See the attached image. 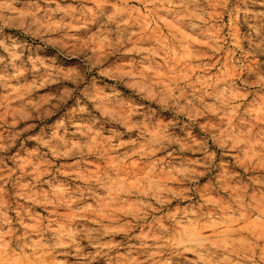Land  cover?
<instances>
[{"label":"rangeland","instance_id":"obj_1","mask_svg":"<svg viewBox=\"0 0 264 264\" xmlns=\"http://www.w3.org/2000/svg\"><path fill=\"white\" fill-rule=\"evenodd\" d=\"M0 264H264V0H0Z\"/></svg>","mask_w":264,"mask_h":264}]
</instances>
